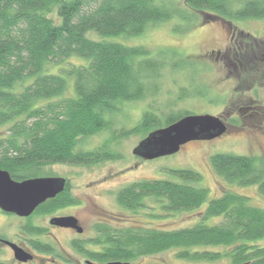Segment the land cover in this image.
Returning <instances> with one entry per match:
<instances>
[{
    "label": "trees",
    "instance_id": "1",
    "mask_svg": "<svg viewBox=\"0 0 264 264\" xmlns=\"http://www.w3.org/2000/svg\"><path fill=\"white\" fill-rule=\"evenodd\" d=\"M157 2L0 0V170L23 181L43 177L49 166H92L119 158L108 148L80 151L79 145L112 130L120 107L145 98L164 69V59L148 48L115 40L141 36L150 25L189 19L183 10ZM187 2L194 11L214 14L228 27L233 25L227 19H264V0ZM90 33L99 39L90 38ZM238 35L248 36L241 31ZM233 58L228 61L240 71L241 85L245 84L250 70L239 53ZM254 111L247 121L256 122L261 109ZM183 117L169 115L165 127ZM160 122L156 113L146 112L137 130L150 134L160 129ZM210 167L227 184L256 186L264 196V159L217 154L211 157ZM169 173L173 180L141 181L120 190L117 203L138 214L152 200L164 214L153 212L149 215L153 220L204 208L199 222L178 230L159 229L155 223L123 228L100 224L95 239L74 241V249L93 264H133L171 250L179 260L196 264L223 257L230 264H264V247L254 245L264 240V208L230 189L210 199L209 190L200 187L203 177L192 169ZM75 205L79 202L67 185L64 193L34 215ZM24 230L29 236L44 233L31 222ZM29 243L38 254L54 256V264L63 263L62 259L69 262L49 243ZM218 248L227 252L214 251Z\"/></svg>",
    "mask_w": 264,
    "mask_h": 264
},
{
    "label": "rangeland",
    "instance_id": "2",
    "mask_svg": "<svg viewBox=\"0 0 264 264\" xmlns=\"http://www.w3.org/2000/svg\"><path fill=\"white\" fill-rule=\"evenodd\" d=\"M157 1L160 5L183 10L189 19L184 21L175 18L169 22L150 25L141 36L115 40L131 47L148 48L154 56L158 55L164 59V69L159 78L154 80V85L145 98L120 107L121 111L113 118L112 130L101 132L79 145L80 151L108 148L119 158L92 166L55 165L44 168L43 177H61L69 181L68 190L79 205L68 206L51 214H36L29 219L3 212L0 214V239L25 244L28 248L26 250L34 258L26 264H54L55 260L54 256L38 254L31 248L30 240L53 245L63 258L69 261L62 259L63 263L57 264H88L89 260L74 249L73 242L95 239L96 227L100 224L123 228L155 223L163 230L193 226L200 221L204 208L153 220L149 216L153 212L164 214L152 200L147 201L146 207H149L138 214L125 210L117 203V193L134 183L173 180L169 170L192 169L201 174L203 181L200 187L209 190L210 199L218 198L230 189L250 197L252 205L264 208V196L259 193L258 187L231 186L210 167L211 157L217 154L264 159V19H227L233 28L237 27V30L248 34L247 37L232 38L228 25L220 19H215L217 16L214 14L194 11L188 6V0ZM97 36L90 33L92 39H99ZM228 49L231 52L226 57ZM236 53L242 56L247 69L250 70L247 82L242 85L239 79L240 71H236L228 61L233 60V54ZM175 63L179 65L177 68L174 66ZM242 107L253 110L240 113L239 109ZM258 108L261 111L257 112L254 119L256 122L247 121L246 116L254 114V110ZM146 112L157 114L161 120L157 127L160 129L165 127L166 117L180 113L185 116L208 114L220 117L227 126L229 125V129L221 138L192 142L173 156L144 161L135 156L133 151L149 134L145 135L137 130ZM151 207L157 209L153 211ZM70 216L79 220L83 228L82 234L50 224L53 218ZM30 222L43 229L44 233L40 236H29L24 228ZM254 245L264 247V240ZM214 251L225 254L227 248H218ZM0 262L21 264L14 258V253L1 243ZM230 262V259L223 257L215 262L197 264ZM133 264L196 263L179 260L176 251L171 250L135 261Z\"/></svg>",
    "mask_w": 264,
    "mask_h": 264
},
{
    "label": "water",
    "instance_id": "3",
    "mask_svg": "<svg viewBox=\"0 0 264 264\" xmlns=\"http://www.w3.org/2000/svg\"><path fill=\"white\" fill-rule=\"evenodd\" d=\"M228 126L220 117L188 115L177 122L151 132L133 151L144 161H152L179 153L192 142L212 141L221 138ZM67 180L61 177H41L23 181L12 178L8 171L0 170V211L20 218H30L40 206L56 199L67 188ZM52 226L71 229L79 234L83 228L76 217H59L50 221ZM21 264L33 261V256L16 244L6 242ZM89 264H93L88 262ZM128 264V263H106Z\"/></svg>",
    "mask_w": 264,
    "mask_h": 264
},
{
    "label": "flooded vegetation",
    "instance_id": "4",
    "mask_svg": "<svg viewBox=\"0 0 264 264\" xmlns=\"http://www.w3.org/2000/svg\"><path fill=\"white\" fill-rule=\"evenodd\" d=\"M221 21V20H220ZM221 22H224L223 20L221 21ZM225 23V22H224ZM226 25V24H225ZM229 30L232 32V38L233 37H235V38H237V36H239L238 35V31H241V30H237V27H232V26H230L229 27ZM235 30V31H234ZM242 32V31H241ZM242 43V42H241ZM242 50V49H241ZM230 49H228V51H227V53H226V57H227V55L228 54H230ZM257 55V54H256ZM256 55H255V57H256ZM239 56H241L240 54H239ZM226 57H225V59H226ZM241 59L243 60V58H242V56H241ZM251 110H253V109H251V108H249V107H242V108H240L239 109V112L241 113V112H249V111H251ZM228 129H229V125H228ZM68 183H67V185H69V181H67ZM31 217H33V216H31ZM30 217V218H31ZM27 219H29V218H27ZM81 224V223H80ZM30 241H32V240H30ZM6 242H10V243H13V244H16L17 246H19L20 248H23L26 252H28L29 253V251H27L26 249H28L27 247H26V245L25 244H23V243H20L19 241L18 242H15V241H11V240H8V239H0V243H1V245L3 246H6V248H8V249H10L11 250V252H13L12 251V249L8 246V244H6ZM34 260V259H33ZM87 262H90V261H87ZM7 263H10V262H7ZM11 264V263H10ZM89 264V263H88Z\"/></svg>",
    "mask_w": 264,
    "mask_h": 264
}]
</instances>
